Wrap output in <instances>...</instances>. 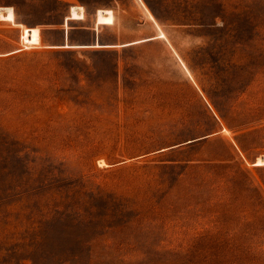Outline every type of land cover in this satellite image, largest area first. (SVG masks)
Masks as SVG:
<instances>
[{
  "label": "rangeland",
  "instance_id": "rangeland-1",
  "mask_svg": "<svg viewBox=\"0 0 264 264\" xmlns=\"http://www.w3.org/2000/svg\"><path fill=\"white\" fill-rule=\"evenodd\" d=\"M147 1L0 0V264H264V0Z\"/></svg>",
  "mask_w": 264,
  "mask_h": 264
},
{
  "label": "crops",
  "instance_id": "crops-1",
  "mask_svg": "<svg viewBox=\"0 0 264 264\" xmlns=\"http://www.w3.org/2000/svg\"><path fill=\"white\" fill-rule=\"evenodd\" d=\"M147 3L149 4L150 8L152 9V6H151L150 2L147 1ZM76 6H82V5H76ZM76 6H75V10H76ZM82 7H83L82 10H76L77 11L76 14L71 15V16H67L66 17V21H69L70 17L71 18L75 17L79 12L83 13L84 12V6H82ZM99 8H111L113 10V14H114V21L112 23H98V9ZM99 8L97 9L96 20H95V22L93 24H91V25H83V26H76V27H79V28H85V29L93 30V35H94L93 38H90V39L85 40V41H80L79 43H77L75 45H81V46H96V45H99V46H111V45H117V44L119 45V43L114 42V41L113 42L106 41L103 38L104 35L102 34V31L105 28V25H114V24H116L115 7L109 6V7H99ZM149 11H150L151 17L153 18V20L156 23L157 27L162 32L163 30L161 28V24L159 23V21H157L158 18L154 15L153 9H152V11L149 9ZM71 27H75V26H71ZM39 28H40V32H41V27H39ZM161 32L160 33H156L154 35H151L148 38L152 39V38H155V37H160L161 36ZM41 41H42V34H41ZM134 42H136V41H134ZM61 44H63V43H58V44L49 43L48 45L52 46V45H61ZM72 45H74V44H72Z\"/></svg>",
  "mask_w": 264,
  "mask_h": 264
},
{
  "label": "bare ground",
  "instance_id": "bare-ground-1",
  "mask_svg": "<svg viewBox=\"0 0 264 264\" xmlns=\"http://www.w3.org/2000/svg\"><path fill=\"white\" fill-rule=\"evenodd\" d=\"M257 164H264V156L263 158H258V160L256 161Z\"/></svg>",
  "mask_w": 264,
  "mask_h": 264
},
{
  "label": "trees",
  "instance_id": "trees-1",
  "mask_svg": "<svg viewBox=\"0 0 264 264\" xmlns=\"http://www.w3.org/2000/svg\"><path fill=\"white\" fill-rule=\"evenodd\" d=\"M153 11H154L155 15H156L157 17H159V16L157 15V13L155 12V10H154V9H153Z\"/></svg>",
  "mask_w": 264,
  "mask_h": 264
}]
</instances>
